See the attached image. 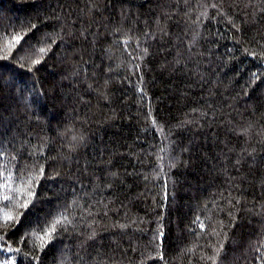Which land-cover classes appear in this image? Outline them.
<instances>
[{
    "label": "trees",
    "instance_id": "obj_1",
    "mask_svg": "<svg viewBox=\"0 0 264 264\" xmlns=\"http://www.w3.org/2000/svg\"><path fill=\"white\" fill-rule=\"evenodd\" d=\"M0 264H264V0H0Z\"/></svg>",
    "mask_w": 264,
    "mask_h": 264
},
{
    "label": "snow or ice",
    "instance_id": "obj_2",
    "mask_svg": "<svg viewBox=\"0 0 264 264\" xmlns=\"http://www.w3.org/2000/svg\"><path fill=\"white\" fill-rule=\"evenodd\" d=\"M41 51H43V49H41ZM8 185L5 183L4 185H2V187H7ZM5 199H8L7 195H5L4 197ZM5 220H10L11 219V216L8 215L7 213L5 214V217H4Z\"/></svg>",
    "mask_w": 264,
    "mask_h": 264
}]
</instances>
